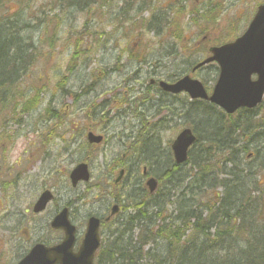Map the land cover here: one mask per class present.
Returning a JSON list of instances; mask_svg holds the SVG:
<instances>
[{"label":"rangeland","instance_id":"1","mask_svg":"<svg viewBox=\"0 0 264 264\" xmlns=\"http://www.w3.org/2000/svg\"><path fill=\"white\" fill-rule=\"evenodd\" d=\"M176 1L101 0L102 5H93L91 11L82 0L25 3L32 14L24 17L29 21L37 15L38 20L23 33V40L34 42L35 48L30 56L24 53L27 75L15 84V93L26 94L24 100L34 89L43 93L40 105L29 113H23L21 106L10 111L15 102L23 104L18 99L8 100V109L0 110V264H14L20 248L34 239L54 238L56 232L48 223L59 207L69 204L74 222L83 229L89 212L104 215L114 201L132 205L142 199L145 190L137 179L143 165L134 173L138 156L132 151L140 148L136 140L151 141L158 147L155 158L166 164L171 141L183 128L198 125L204 130L209 121L202 119L220 116L200 110L187 115V106L180 109L184 113L179 110L172 116L169 103L180 108L186 101L182 95H162L150 110H137L132 101L143 95L138 92L150 77L175 82L191 73L211 89L216 66L192 72L193 66L206 56L205 47L241 35L264 0H187L178 7ZM164 14L168 23L163 27ZM151 23L158 31L148 28ZM68 90L79 95L68 96ZM132 108L146 117L140 118ZM49 109L58 114L46 117ZM88 130L105 139L89 147ZM85 159L90 162L91 180L73 187L69 174ZM125 165L128 173L116 183ZM45 189H51L56 199L34 214L33 205ZM131 213V208L123 211L120 221ZM115 227L109 225L107 231ZM21 230H29L31 239Z\"/></svg>","mask_w":264,"mask_h":264},{"label":"trees","instance_id":"2","mask_svg":"<svg viewBox=\"0 0 264 264\" xmlns=\"http://www.w3.org/2000/svg\"><path fill=\"white\" fill-rule=\"evenodd\" d=\"M30 1L0 0V110L8 109V100L24 98L14 88L15 80L27 75L24 53L30 56L35 48L23 40L38 20L24 17L32 14L25 5ZM82 1L90 11L102 5L101 0ZM35 91L11 110L21 106L23 113L31 112L40 104ZM205 121L204 130L195 126L198 142L186 164L177 165L171 157L166 165L158 163L151 150L144 162L150 169L163 165L167 188L133 201L135 214L106 237L98 264H264V102L235 117L222 112Z\"/></svg>","mask_w":264,"mask_h":264},{"label":"water","instance_id":"3","mask_svg":"<svg viewBox=\"0 0 264 264\" xmlns=\"http://www.w3.org/2000/svg\"><path fill=\"white\" fill-rule=\"evenodd\" d=\"M213 55L203 61L204 65L216 60L220 65V77L214 92L209 97L203 84L199 80L186 76L173 85L162 84L165 90L180 92L187 90L193 98L204 97L217 103L227 112L233 113L239 107L249 108L259 104L264 96V5L258 9L256 16L248 30L236 41L212 49ZM257 74L256 80L252 79ZM92 142H99L101 137L90 134ZM196 140L191 129H185L175 140L173 150L177 162H184L188 157V149ZM74 184L80 179L88 180L87 164H81L73 173ZM150 190L154 191L157 184L155 180L148 182ZM51 193L45 192L38 201L35 211L45 208L51 199ZM116 209V208H115ZM99 220L91 218L88 224L80 251L73 253L75 227L68 220L67 209L55 217L52 227L63 229L65 240L53 248L43 247L39 252H33L20 264H93L94 254L100 246Z\"/></svg>","mask_w":264,"mask_h":264},{"label":"flooded vegetation","instance_id":"4","mask_svg":"<svg viewBox=\"0 0 264 264\" xmlns=\"http://www.w3.org/2000/svg\"><path fill=\"white\" fill-rule=\"evenodd\" d=\"M185 2V1H187V0H177L176 2ZM85 129H86V127H85ZM88 129V128H87ZM86 129V130H87ZM89 131V130H88ZM91 132V131H90ZM126 166V165H125ZM123 168H126V167H123ZM130 168H132V164H131V167ZM130 168H128L129 170H131ZM125 170H127V169H125ZM128 171V170H127ZM134 171V170H133ZM135 173V172H134ZM144 176V175H143ZM139 177V176H138ZM147 177V176H146ZM145 181V178H143L142 177V181ZM137 181L140 183V180L139 179H137ZM119 203V205H120V201H114L113 202V204H115V203ZM121 206V205H120ZM108 211V210H107ZM107 211L106 212H104V215H102L101 214V216H100V218H101V220H102V222L104 221V219H108L107 220V222H109L111 219H113V218H116V217H118V214H112V216H111V214H110V210H109V212L107 213ZM107 213V214H106ZM91 215H88V217H87V219L90 217ZM98 216V215H97ZM71 218H72V216H71ZM87 221V220H86ZM113 220H111V222H112ZM106 223V222H105ZM86 224V223H85ZM101 226H102V224H101ZM101 229V228H100ZM77 230L79 231V234H81V239H79V242H81V240H82V238H83V235H84V232H85V230H82L81 228H77ZM101 234H102V232H101ZM64 237H65V233L64 232H62V231H58L57 233H56V238L55 239H53L54 240V243H60L63 239H64ZM28 240H30L31 238H30V235H29V237L27 238ZM21 249H22V247H21Z\"/></svg>","mask_w":264,"mask_h":264},{"label":"bare ground","instance_id":"5","mask_svg":"<svg viewBox=\"0 0 264 264\" xmlns=\"http://www.w3.org/2000/svg\"><path fill=\"white\" fill-rule=\"evenodd\" d=\"M162 186L164 187V189H166V188H167V182H164V183L162 184Z\"/></svg>","mask_w":264,"mask_h":264}]
</instances>
